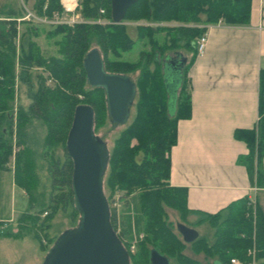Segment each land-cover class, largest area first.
I'll return each mask as SVG.
<instances>
[{"label": "trees", "instance_id": "obj_1", "mask_svg": "<svg viewBox=\"0 0 264 264\" xmlns=\"http://www.w3.org/2000/svg\"><path fill=\"white\" fill-rule=\"evenodd\" d=\"M250 3L251 0H137L126 9L122 21L144 19L180 24L165 27L161 43L152 37L160 29L158 27L137 26L135 36L131 37L123 23L58 25L45 31L48 37L58 36L54 40L56 54L48 56L41 53L33 40L37 34L34 27H26L19 33L16 52L15 22L0 19V170L7 169L6 163L12 156L13 182L27 199V208L16 218L15 232L7 230L5 234L18 237L29 232L40 244L41 237L45 236L44 230L49 227L48 222L58 209L69 208L70 216H77L70 187L72 163L64 147L73 109L77 104L92 108L94 131L106 120L110 122L103 89L86 83L82 67V59L93 40L105 71L128 75L139 68L134 82L137 93L134 114L113 140L102 177V190L104 187L108 193L103 191L109 204V222L113 230L125 249L127 243L136 240V250L128 253L129 264H149L150 249L170 259L169 264H208L207 259L211 260L210 264H230L229 259L233 257L240 264L252 260L254 264H264V213L257 204L253 213L247 197L212 214L190 210L186 206V189L172 186L168 181L169 151L176 139V122L190 116L186 71L194 58V40L205 30V26L197 25L218 20L226 24H245ZM34 9L37 15H50L58 11L60 5L58 0H34ZM99 9L103 10L102 14ZM80 13L86 19L104 16L110 20L109 0H81ZM17 15L15 9H0V17ZM143 37L149 41V51H140L138 59L132 62L120 58L121 53L132 48L136 39ZM178 48L189 55L186 57L181 52L185 58L182 67L169 65L177 73V81L173 112L168 114L162 62L168 56L165 51L180 52ZM15 66L17 82L25 85L28 102L24 106L17 103L13 113ZM36 67L41 73L32 71ZM42 72L52 80L51 85L45 84L46 77ZM172 77L174 82L175 76ZM257 113L253 128L234 130L233 136L245 143L247 151L236 161L244 165L249 184L264 187L261 168L264 71L259 76ZM35 119L43 128L37 140L32 121ZM56 144H61L60 156L54 153ZM38 157L45 161L49 180L45 194L35 189ZM120 190L124 193L117 195L120 207L115 210L110 205L115 196L111 198L110 195ZM30 208L35 211L30 212ZM165 208L176 211L186 226L206 221L213 227L214 238L210 244L199 236L187 243L193 252L202 253L203 262L182 254L186 243L173 231ZM43 212L45 214L40 217ZM141 233L143 237L140 239L138 235ZM250 248L254 250L252 258L247 254Z\"/></svg>", "mask_w": 264, "mask_h": 264}, {"label": "crops", "instance_id": "obj_2", "mask_svg": "<svg viewBox=\"0 0 264 264\" xmlns=\"http://www.w3.org/2000/svg\"><path fill=\"white\" fill-rule=\"evenodd\" d=\"M263 3L251 0L245 24L218 20L197 25L205 26L206 41L197 53L194 40V58L186 71L190 116L177 120L169 151V184L186 189L190 210L212 214L247 197L256 199L264 212V187L249 184L244 165L236 161L247 149L233 136L234 130L253 128L258 118L259 76L264 71ZM261 168L264 177V150Z\"/></svg>", "mask_w": 264, "mask_h": 264}, {"label": "water", "instance_id": "obj_3", "mask_svg": "<svg viewBox=\"0 0 264 264\" xmlns=\"http://www.w3.org/2000/svg\"><path fill=\"white\" fill-rule=\"evenodd\" d=\"M136 1L109 0L111 22L120 23L126 9ZM174 55L178 58L167 56L162 62L163 74L169 65L182 67L185 58L179 52ZM82 67L86 83L103 89L110 123L123 124L133 103L134 82L127 75L105 71L96 48L85 53ZM164 79L166 84L165 75ZM175 89L166 92L175 97ZM172 112L173 106H168V114ZM64 147L72 163L70 187L78 217L74 226L64 229L54 239L42 264H129L128 252L109 222L108 203L102 190L108 150L93 130V110L89 105L74 107ZM175 229L185 243L197 237L193 228L182 223H176ZM148 261L169 264L168 258L155 249L149 250Z\"/></svg>", "mask_w": 264, "mask_h": 264}, {"label": "rangeland", "instance_id": "obj_4", "mask_svg": "<svg viewBox=\"0 0 264 264\" xmlns=\"http://www.w3.org/2000/svg\"><path fill=\"white\" fill-rule=\"evenodd\" d=\"M59 2V0H58ZM60 5V4H59ZM15 9L18 12L17 17H11V18H4L0 17V19H11L15 22L16 27V37H15V47L17 52V45H18V35L19 33L23 32V30L26 27H34L36 29L37 34L33 37V40L38 45L41 53L44 56L48 55H54L56 54V45L54 44V40L58 39V36H52L48 37L45 35V31L53 30L54 27L58 25L63 24H48L44 22H38L34 17H29L28 20H20L17 21V18L23 17V15L26 13L25 9H29L32 11L36 16L37 13L34 9V0H0V9ZM61 9V7H60ZM60 9L58 11H60ZM81 9V0H77V7L76 10L79 13L80 17L85 20L86 22H82L80 24H90V23H99V24H106L111 21L106 19L104 16L98 17L96 19H86L82 17L80 13ZM54 12V11H53ZM99 12V11H98ZM99 14H102L99 12ZM50 15H43V16H51ZM42 16V15H41ZM120 23H123L126 25L128 33L131 37L135 36V30L134 28L137 26H149L151 29H158L153 34V38L157 40L158 43H161L164 38V31L165 27H172L179 25L180 23L176 21H163V22H148L144 19L136 20V21H120ZM79 24V23H77ZM75 25V24H74ZM73 25V26H74ZM65 27H73V26H67ZM158 27V28H157ZM95 41H91L90 48H96ZM97 49V48H96ZM180 49L179 53H183L188 57V53H186L182 48ZM98 50V49H97ZM145 50L149 51V41L146 37H143L141 39H136L134 41V44L132 48L127 51L121 53L120 58L127 60V61H136L139 56V52ZM99 54L100 51L98 50ZM164 54H167L168 57H171L175 54L173 51H165ZM182 55V54H181ZM109 57L111 55H108ZM183 56V55H182ZM153 66L150 65V69H152ZM32 71H37L38 73H41L40 68H33ZM15 80H14V100H13V113H15V106L18 104L26 105L28 102V99L25 96V85L20 84L17 82L16 72L17 68L15 66ZM42 74L46 77L45 84L51 85L52 80L47 76V73L42 72ZM139 75V68H136L134 71L128 73L129 78L135 82ZM164 75L166 77V84L165 88L166 91L169 93L172 90V87H176V76L177 73L173 72L170 68H167V70L164 71ZM175 76L174 82L171 81L172 76ZM137 93L135 92L132 106L129 109V114L126 119V121L123 124H111L108 120L104 122L103 125L98 126V128L94 131L96 135L100 137L102 141H104L107 150L109 151L112 147L113 140L117 137L118 132L126 126L132 119V116L134 114V103L136 100ZM80 97V96H78ZM174 97H171L167 94V104L169 108L173 106ZM33 121V127L34 131L36 133V140L38 138V135L43 132V128L41 127L38 120H32ZM37 124V125H36ZM39 124V125H38ZM15 137L12 134V139ZM54 153L57 156L61 155V144H56L54 147ZM35 171L38 177L37 185L35 189L38 192L46 193L48 191L49 186V180L47 178V174L45 171V161L38 157L36 159L35 163ZM7 169L5 171L8 172H0V264H42L45 258V255L52 245V242L54 239L66 228L72 227L77 222V216L75 218H72L70 216V210L67 208L66 210L62 211L61 209H58L54 216L51 218V220L48 222L49 227L44 230L45 236H42L40 241V244L33 238L32 234L29 232H25L23 235L14 237L9 236L5 234L7 230H10L11 232H15L16 230V218L17 216L27 208V199L24 194V192L21 191L20 188H18L12 179V169H13V158L12 156L9 157L8 162L6 163ZM10 172V173H9ZM103 191L105 194H108L106 189L103 187ZM120 193H124V191H115L110 196H117ZM41 197V196H39ZM44 198V197H43ZM111 200V199H110ZM257 204L259 207L257 200L253 198L250 200V209L252 210V213L254 212V206ZM109 208V204H108ZM260 208V207H259ZM35 211V208H30V212ZM165 212L167 215V220L171 222L173 231L178 235V237L181 239L180 235L177 233L175 229L176 223H182L181 219L178 216V213L170 208H165ZM263 212V211H262ZM264 213V212H263ZM44 215V212L40 215L42 217ZM253 215V214H252ZM194 217H191V220H193ZM186 225V224H185ZM188 227L193 228L197 232V236L203 237L208 244H210L213 241L214 238V229L213 227L206 221L196 223L194 225H187ZM140 239L143 237V233L139 234ZM136 250V245H135ZM134 253V252H133ZM182 254H184L187 257H190L192 259H195L197 261L203 262V256L202 253H195L190 248L189 245L186 243L185 248L182 250ZM247 254L252 258L254 254L253 248H250L247 250ZM234 259L235 261H238L235 257L229 259V263L232 264L230 261ZM170 260V259H169ZM173 261V260H171ZM206 262L208 264L211 263L210 259H207ZM249 263L254 264V261H250ZM238 264L240 262L238 261ZM248 264V263H244Z\"/></svg>", "mask_w": 264, "mask_h": 264}, {"label": "built area", "instance_id": "obj_5", "mask_svg": "<svg viewBox=\"0 0 264 264\" xmlns=\"http://www.w3.org/2000/svg\"><path fill=\"white\" fill-rule=\"evenodd\" d=\"M59 4H60V11H54L52 12L51 16H41L38 15L36 16L32 11H30L29 9H25L26 13L23 15V17L17 18V21L20 20H28L29 17H34L36 19V21L38 22H44V23H48V24H63V25H67V26H73L74 24L77 23H82V22H86L85 20H83L79 13L76 10L77 7V0H59ZM264 7V3L261 5V8ZM100 13H103L102 9H99ZM206 41V36L204 34L198 36L196 38L195 41V50L197 53H201L203 48H204V44ZM111 207L115 208V210H117L120 207V201L118 199L117 196H115L112 200H111ZM45 214V212H44ZM140 237V235H138V238ZM42 241V240H41ZM136 240H131L129 243H127V252L133 253L135 251V244ZM232 264H238V261H235L234 259H232L230 261Z\"/></svg>", "mask_w": 264, "mask_h": 264}, {"label": "flooded vegetation", "instance_id": "obj_6", "mask_svg": "<svg viewBox=\"0 0 264 264\" xmlns=\"http://www.w3.org/2000/svg\"><path fill=\"white\" fill-rule=\"evenodd\" d=\"M181 54V53H180ZM171 57H173V58H178V57H176V55H173V56H171ZM165 60V59H164ZM167 61H169L168 59H166Z\"/></svg>", "mask_w": 264, "mask_h": 264}]
</instances>
